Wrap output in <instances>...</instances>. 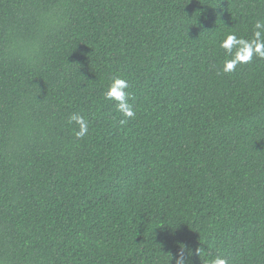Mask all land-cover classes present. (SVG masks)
Instances as JSON below:
<instances>
[{
  "label": "trees",
  "instance_id": "1",
  "mask_svg": "<svg viewBox=\"0 0 264 264\" xmlns=\"http://www.w3.org/2000/svg\"><path fill=\"white\" fill-rule=\"evenodd\" d=\"M257 20L264 0H0V264H264V58L225 73L219 46Z\"/></svg>",
  "mask_w": 264,
  "mask_h": 264
},
{
  "label": "clouds",
  "instance_id": "2",
  "mask_svg": "<svg viewBox=\"0 0 264 264\" xmlns=\"http://www.w3.org/2000/svg\"><path fill=\"white\" fill-rule=\"evenodd\" d=\"M253 38L245 39L230 33L220 42V48L224 50L225 59L222 64V71L229 73L235 70L241 63H248L253 56L264 58V20H257L253 25ZM235 50V51H234ZM231 57V58H228ZM128 82L120 77L113 76L107 90L104 92V99L113 101L118 112L126 119H121V125L128 122L127 118H133L135 112L129 103L130 94L126 91ZM78 125L79 130L74 132L77 139H83L88 134V121L79 113H73L69 123ZM176 264H186L184 249H181L176 258ZM210 264H227V261L220 256L215 257Z\"/></svg>",
  "mask_w": 264,
  "mask_h": 264
}]
</instances>
